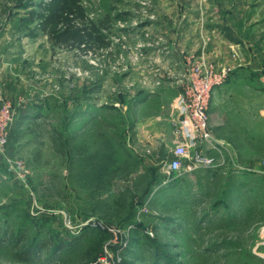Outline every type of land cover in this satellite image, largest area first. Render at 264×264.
Segmentation results:
<instances>
[{"label":"rangeland","instance_id":"rangeland-1","mask_svg":"<svg viewBox=\"0 0 264 264\" xmlns=\"http://www.w3.org/2000/svg\"><path fill=\"white\" fill-rule=\"evenodd\" d=\"M42 1L0 0V105L15 109L0 152V264H264V0H82L94 23L110 18L107 47L75 15L60 26L70 33L45 32ZM185 18L197 19L191 53L233 69L209 107L224 147L213 166L165 183L134 130L142 102L167 112L183 91L153 48ZM142 42L151 53L137 60Z\"/></svg>","mask_w":264,"mask_h":264},{"label":"built area","instance_id":"built-area-1","mask_svg":"<svg viewBox=\"0 0 264 264\" xmlns=\"http://www.w3.org/2000/svg\"><path fill=\"white\" fill-rule=\"evenodd\" d=\"M146 30V27L143 28L142 33L149 36L151 32ZM156 42L159 47L163 46L162 38ZM146 45L143 42L138 44L135 59L140 60L146 56ZM179 58L182 70L176 74L171 73L184 82L183 91L174 100L178 117L173 120V127L178 140L172 157L166 158L162 164V171L166 174L165 183L198 168L211 167L223 155L224 145L215 138L211 128L209 107L214 90L221 87L233 72L229 66L219 65L185 50L179 52ZM155 84L160 86L162 82L158 80ZM14 119L13 106L10 103L0 105V152L10 143V128ZM8 160L15 174L18 173L20 177L27 176L28 170L21 160Z\"/></svg>","mask_w":264,"mask_h":264},{"label":"crops","instance_id":"crops-1","mask_svg":"<svg viewBox=\"0 0 264 264\" xmlns=\"http://www.w3.org/2000/svg\"><path fill=\"white\" fill-rule=\"evenodd\" d=\"M160 2L171 7H195L198 5H204V0H199L197 2H187L185 0H160ZM174 19L175 18L172 20ZM196 20L197 19L195 18H185V21H183L185 22V27L179 33L175 32L170 27L169 29L164 27V32H159L157 35L158 39L162 38L164 43L161 47L153 48V53H158L160 55L164 54L166 56V58L163 59L161 66H169L168 71L171 73L176 74L182 70V62L179 57L176 58V54H178V52L185 50L191 53L196 50L197 45L194 43V36H191L193 34H190V28L192 29V24ZM228 25V23L221 24L222 31L217 32L220 38H224ZM153 26L155 33L157 29L155 28V26L157 27V21L156 23H153ZM146 28L148 29V27ZM144 50L145 52L146 50H150L149 53H151L150 46H146ZM180 81L181 80L178 79L173 82L180 83ZM150 99L151 98H148L142 102L137 108V122L134 130V144L136 145L135 152L139 155L138 157L143 160V163L146 164L147 161H149V166L153 164V166L158 168L160 167L162 169L163 161L166 158L172 157L173 148L178 140L177 136L174 134L173 127V120L178 117V112L176 111L175 104L173 102L170 104L167 112L155 109L150 111V101L152 100Z\"/></svg>","mask_w":264,"mask_h":264},{"label":"trees","instance_id":"trees-1","mask_svg":"<svg viewBox=\"0 0 264 264\" xmlns=\"http://www.w3.org/2000/svg\"><path fill=\"white\" fill-rule=\"evenodd\" d=\"M40 5L43 9L48 10L47 13H38L37 17L41 20L42 29L45 32L58 36L65 35L66 33H70L72 28H66V30L59 32L62 24L69 23L71 15H75L79 17V20L83 23H90V31H88V27H85L86 34L90 35V38L93 37L97 42H99L102 47H107L111 44L110 39L107 34H105L104 29H108L109 25L106 23L110 20L107 18L106 21H102L101 24H96L92 20L86 17V13L84 7L82 5V0H50V2L45 0V3L42 1ZM70 25V24H69ZM79 33L78 31H75ZM62 33V34H61ZM79 40H82L83 34H78ZM134 127V126H133ZM55 130V129H54ZM56 137L54 136V140L59 141L56 144L58 148V152L60 154H64L67 149L66 141L63 140V135L56 132ZM83 148V147H81ZM45 246V244L43 245ZM23 248V247H22ZM27 254V252L25 251Z\"/></svg>","mask_w":264,"mask_h":264}]
</instances>
